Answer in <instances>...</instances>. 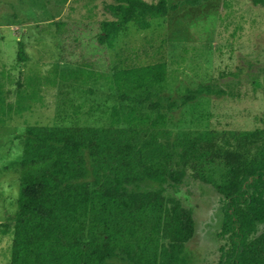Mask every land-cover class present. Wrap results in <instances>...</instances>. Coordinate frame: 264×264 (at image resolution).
Instances as JSON below:
<instances>
[{"label": "rangeland", "instance_id": "rangeland-1", "mask_svg": "<svg viewBox=\"0 0 264 264\" xmlns=\"http://www.w3.org/2000/svg\"><path fill=\"white\" fill-rule=\"evenodd\" d=\"M185 1L166 0L177 9L153 20L145 31L125 26L109 49L98 38L103 22L120 18L119 12L107 9L115 0H0L4 101L14 103L17 92L36 77L52 80H43L39 102L0 124V223L17 208L29 129L86 128L111 138L128 130L125 124H112L113 110L122 119L131 113L148 117L149 130L163 114L157 140L147 133L136 140L166 164L167 172L183 174L181 185L174 190L166 184L163 194L174 197L194 220L183 264H220L228 240L221 235L222 197L215 185L229 177L224 160L207 148L264 158L263 140L253 138L264 132V5L251 0ZM20 45L24 62L18 60ZM157 62L166 64L165 83L122 99L123 91L111 82L114 73L120 67ZM202 88L207 90L195 96ZM151 101L160 108H152ZM200 139L206 142H198L207 146L204 151L194 145ZM88 231L83 241L89 240ZM263 232L259 226L253 238ZM12 239L13 227L0 229V264H10Z\"/></svg>", "mask_w": 264, "mask_h": 264}, {"label": "trees", "instance_id": "trees-1", "mask_svg": "<svg viewBox=\"0 0 264 264\" xmlns=\"http://www.w3.org/2000/svg\"><path fill=\"white\" fill-rule=\"evenodd\" d=\"M251 1L264 5V0ZM107 9L119 12L120 18L101 24L98 43L112 49L125 26L148 30L153 20L165 18L177 5H168L166 0L155 4L115 0ZM18 60L25 61L22 45ZM166 75L164 62L124 66L111 82L123 91L121 98L127 99L138 91L161 87ZM43 80L52 82L49 78L30 79L29 87L17 92L14 103L5 102L0 90V124L41 100ZM206 90L198 89L195 96ZM150 103L152 108H160L156 102ZM173 106L165 109L170 111ZM111 119L113 125L122 123L128 130L111 138L86 128L32 127L26 132L17 208L0 223L3 232L13 227L10 264H183L194 220L174 197L163 195L166 184L174 190L181 185L183 174L167 172L166 164L158 162L156 155H150L136 140L141 133L157 140L164 116L159 114L150 123L151 130L146 127V116L131 113L122 119L113 110ZM253 138L263 140L264 147L263 131L255 132ZM199 141L203 142L196 140L194 145L204 151L207 146ZM207 149L224 160L229 177L215 185L222 197L221 235L228 240L220 264H264V232L253 238L258 227L264 226V158ZM87 229L90 238L83 241Z\"/></svg>", "mask_w": 264, "mask_h": 264}]
</instances>
